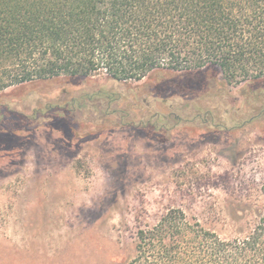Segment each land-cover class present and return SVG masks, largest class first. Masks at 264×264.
<instances>
[{
  "label": "rangeland",
  "instance_id": "obj_1",
  "mask_svg": "<svg viewBox=\"0 0 264 264\" xmlns=\"http://www.w3.org/2000/svg\"><path fill=\"white\" fill-rule=\"evenodd\" d=\"M169 76L161 79H174L169 88L177 95L153 92L158 75L132 82H149L137 99L96 74L93 85H71L56 97L32 93L14 105L12 116L26 128L9 136L0 123V264H124L137 230L169 208L221 227L232 206L258 197L264 115L245 119L248 104L260 101L244 83L225 85L222 75ZM98 89L122 96L110 115L114 127L89 122L107 105L104 98L86 103L84 94ZM74 100L87 106L73 111ZM206 105L216 108L204 113ZM35 110L43 114L38 127L30 120ZM122 115L127 123L152 118L120 125Z\"/></svg>",
  "mask_w": 264,
  "mask_h": 264
},
{
  "label": "trees",
  "instance_id": "obj_2",
  "mask_svg": "<svg viewBox=\"0 0 264 264\" xmlns=\"http://www.w3.org/2000/svg\"><path fill=\"white\" fill-rule=\"evenodd\" d=\"M170 73L244 83L260 101L248 104L245 123L263 116L264 0H0V123L6 135L26 128L12 116L13 108L32 93L56 97L71 85H93L102 74L134 90L133 98L140 99L149 82H132L152 75L159 79L155 94L172 89L177 95L179 90L169 88L174 79H161ZM118 97L111 89L85 93L86 103H107L98 111L103 117L89 122L97 129L114 127L117 120L110 115ZM83 105L77 101L72 110ZM205 108L209 113L216 107ZM35 111L30 120L38 127L43 114ZM149 118L117 119L120 125H141ZM243 201L226 211L230 222L221 227L169 208L157 223L137 230L134 252L124 264H264V180L258 197Z\"/></svg>",
  "mask_w": 264,
  "mask_h": 264
}]
</instances>
